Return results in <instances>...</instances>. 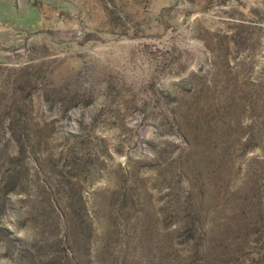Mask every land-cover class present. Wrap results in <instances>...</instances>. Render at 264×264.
Returning a JSON list of instances; mask_svg holds the SVG:
<instances>
[{"label": "rangeland", "instance_id": "1", "mask_svg": "<svg viewBox=\"0 0 264 264\" xmlns=\"http://www.w3.org/2000/svg\"><path fill=\"white\" fill-rule=\"evenodd\" d=\"M0 264H264V0H0Z\"/></svg>", "mask_w": 264, "mask_h": 264}]
</instances>
